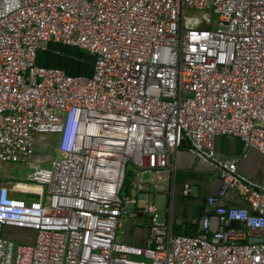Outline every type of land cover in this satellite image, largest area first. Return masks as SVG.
<instances>
[{
    "label": "built area",
    "instance_id": "built-area-1",
    "mask_svg": "<svg viewBox=\"0 0 264 264\" xmlns=\"http://www.w3.org/2000/svg\"><path fill=\"white\" fill-rule=\"evenodd\" d=\"M52 43L85 51L91 75L39 65ZM41 135L58 138L48 167L33 161ZM218 136L264 155V0H0V174L29 168L0 186V264H264V184L218 156ZM184 143L221 183L196 236L172 234L150 198ZM26 185L38 199L12 195ZM140 214L146 243L122 242Z\"/></svg>",
    "mask_w": 264,
    "mask_h": 264
},
{
    "label": "crops",
    "instance_id": "crops-1",
    "mask_svg": "<svg viewBox=\"0 0 264 264\" xmlns=\"http://www.w3.org/2000/svg\"><path fill=\"white\" fill-rule=\"evenodd\" d=\"M50 49H55V54H49L47 49L42 48L37 57V63L41 66L61 68L71 74H78L83 68L84 59H89L90 68L87 75L92 73V58H86L85 55H81L76 48L64 47L61 49L58 44H48ZM64 51H70L75 57L61 58L59 53ZM65 53V52H64ZM78 55V56H77ZM52 64V65H51ZM51 65V66H49ZM39 138V137H38ZM57 136H45L43 140L36 142V150H50L55 153V144L57 142ZM215 150L220 157H238L240 161L238 163V172L258 184H264V155L259 153L255 149L245 150L243 142L237 138L230 136H218L214 141ZM52 159L51 155H43L39 152H35L33 157L34 162H48ZM174 164V170L166 176L161 182V189L154 194L152 201L157 208V201L161 204L162 220L170 225L171 232L174 235H198L199 225L198 220L203 212V208L206 199L215 195L220 189V179L215 168L209 163L197 159L189 151L187 143L182 144L175 152L172 158ZM13 165L8 164L5 166L4 171L0 174V186L23 183V180L17 179L13 174ZM189 184L191 191L188 195L183 194L184 185ZM21 186V185H19ZM24 191H12V195L17 198L31 201L38 199L36 192L41 188L34 185H26ZM227 202L230 206L247 207V203L241 197V195L232 191L227 195ZM133 210V208H132ZM161 215V214H160ZM127 224L130 229V234L119 235V239L122 242L144 245L148 237V228L146 218L140 214L137 220L131 218H124L122 224ZM233 226L239 227V223H234ZM121 233V232H120ZM3 234L10 240L21 243H31L34 240L33 233L21 232L13 227H5Z\"/></svg>",
    "mask_w": 264,
    "mask_h": 264
},
{
    "label": "rangeland",
    "instance_id": "rangeland-1",
    "mask_svg": "<svg viewBox=\"0 0 264 264\" xmlns=\"http://www.w3.org/2000/svg\"><path fill=\"white\" fill-rule=\"evenodd\" d=\"M61 46V45H60ZM45 47V49H47V52L49 53V54H55L56 53V51H55V49H50L49 47H48V45H45L44 46ZM61 49H64V47L63 46H61L60 47ZM69 48H71V47H69ZM78 51L81 55H85V57L86 58H89V55L85 52V51H82V50H79V49H74V51ZM76 51V52H77ZM65 52V53H64ZM64 52H62V53H59V55L58 56H60L61 58H67V57H69V58H71V56L72 57H75L74 56V54L72 53V52H70V51H64ZM78 56V55H77ZM81 59H84L85 61H84V65L86 66V68H83L82 67V70H75V71H79V73L78 74H71V73H69V72H67L68 74H71V75H84V76H87V73H88V70H89V68H90V62H89V59L88 60H86L85 58H81ZM52 65V64H51ZM51 65H49V66H51ZM44 135H41V136H39V138H37V142H39L40 140H43L44 139ZM36 152H39V153H41V154H43V155H51L52 156V158L54 157H57V155L54 153V152H51L50 150L48 151V150H36ZM48 162L49 161H47V162H38V163H40L41 164V166H44V167H48L49 166V164H48ZM12 171H13V174H14V176L17 178V179H20V180H23L25 177H26V175L29 173V168L27 167V166H22V165H13V169H12ZM157 208H158V214H159V217H160V220H162V211L163 210H161L162 208H161V204L159 203V201H157ZM132 210V206H130L129 207V209H128V211H131ZM161 214V215H160ZM121 232V233H120ZM128 233L130 234V229L128 228V226H127V224H125V223H123L122 224V226L120 225V229H119V235L121 234L122 235V237L124 238V236L125 235H128Z\"/></svg>",
    "mask_w": 264,
    "mask_h": 264
},
{
    "label": "trees",
    "instance_id": "trees-1",
    "mask_svg": "<svg viewBox=\"0 0 264 264\" xmlns=\"http://www.w3.org/2000/svg\"><path fill=\"white\" fill-rule=\"evenodd\" d=\"M90 58V56H89ZM133 170L130 168L128 169L127 172V177H126V181H125V185H124V189H123V194L126 195H130L132 192V187H133ZM18 230V229H17ZM21 232H28V233H33V231L25 229V230H20ZM21 243V242H18Z\"/></svg>",
    "mask_w": 264,
    "mask_h": 264
},
{
    "label": "water",
    "instance_id": "water-1",
    "mask_svg": "<svg viewBox=\"0 0 264 264\" xmlns=\"http://www.w3.org/2000/svg\"><path fill=\"white\" fill-rule=\"evenodd\" d=\"M145 177L147 178L148 177V174H146ZM153 196H154V194H151L150 198L152 199ZM138 198L139 199H142V200L146 199V193H139L138 194ZM230 207H237V206H234L233 205V206H230ZM13 228H15V227H13ZM16 229H18V230H25V229H21V228H16ZM249 241L250 242H262L263 241V238H250Z\"/></svg>",
    "mask_w": 264,
    "mask_h": 264
}]
</instances>
